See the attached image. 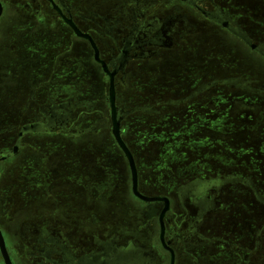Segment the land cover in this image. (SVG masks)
<instances>
[{
	"label": "flooded vegetation",
	"instance_id": "flooded-vegetation-1",
	"mask_svg": "<svg viewBox=\"0 0 264 264\" xmlns=\"http://www.w3.org/2000/svg\"><path fill=\"white\" fill-rule=\"evenodd\" d=\"M206 1L0 0V264H217L202 256V248L208 247L207 241L223 240L200 233L198 223L216 202L212 187L219 191L232 177L178 184L183 169L155 164L152 171L162 184L179 186L171 193L145 192L140 173L147 167L137 161L123 122L136 110L166 119L167 112L159 106L169 105L168 111L185 97L156 99L154 109H149L147 104L122 105L118 92V77L125 81L129 71L140 67L132 63L160 60L185 30L196 29L184 4L264 57V41L255 43L215 0L209 3L212 10L206 9ZM41 38L44 43L58 39L59 44L52 51L47 44L42 46ZM95 46L116 72L117 112L123 138L136 160L139 191L169 199L164 232L161 215L166 201H145L134 193L129 160L113 134L109 77L96 59ZM72 61L81 70L97 67L103 73L108 81L103 98L108 113L94 106L96 100L81 99L84 80L74 78ZM160 68L155 64L156 70ZM224 82L264 92L255 81ZM213 84H201L190 96ZM105 137L128 164L114 169L110 164H85L88 150ZM124 165L129 172V178L124 177L127 191L114 177L115 172L121 176ZM190 193L201 201L194 202L196 209L185 204ZM127 194L137 204L132 211L105 210L107 205L120 206ZM260 200L264 204V198ZM258 236L262 249L264 236L261 232ZM236 257L227 264L250 263L242 248ZM258 260L256 264L264 261V255Z\"/></svg>",
	"mask_w": 264,
	"mask_h": 264
},
{
	"label": "rangeland",
	"instance_id": "rangeland-1",
	"mask_svg": "<svg viewBox=\"0 0 264 264\" xmlns=\"http://www.w3.org/2000/svg\"><path fill=\"white\" fill-rule=\"evenodd\" d=\"M215 1L238 21L255 43L264 41V0ZM209 3L207 0L205 7L212 10ZM184 13L190 17L189 23H197L196 29L192 26L183 31L184 36L175 39L174 46L164 51L160 60L132 63L140 67L129 71L125 81L118 77V92L122 105L147 104L149 109H154L156 99L165 102L185 97V101L178 107H169L168 111L169 105L159 106L163 113L167 112L166 119L134 111L123 122L125 138L137 161L147 167L140 173V184L148 194L171 193L178 184L199 178L232 177L219 191L212 187L216 202L198 223L200 233L220 236L223 240L207 241L208 247L202 248V256L212 263L227 264L237 260L236 251L242 248L250 258L249 264H256L264 255V241L261 249L257 239L260 232L264 236V204L260 200L264 198V92L223 83L233 78L241 85L255 81L260 83L255 86L264 88V57L187 4H184ZM49 41L44 43L41 38L42 46L46 48L47 44L53 51L59 40ZM75 60L81 61V58ZM70 64L74 65L71 67L74 78L84 80V98L81 99L96 100L94 106L108 113L109 106L103 101L108 81L103 73L97 67L81 70L76 67L77 62ZM155 64H160L161 68L156 70ZM212 82L216 83L212 88L202 90L193 98L190 96L201 84ZM74 86L79 89L78 85ZM84 160L85 164H110L112 169L113 166L119 168L118 164H128L108 137L102 139L98 147L89 149ZM155 164H173L183 169L178 184H162L157 179L158 174L152 171ZM127 167H121V176L116 172L114 175L124 191L128 188ZM192 194L185 204L196 209L194 202L201 201ZM213 197L209 195L208 199ZM134 205L137 204L127 194L120 206L107 205L105 210L122 214L132 211ZM231 258L233 260L229 261Z\"/></svg>",
	"mask_w": 264,
	"mask_h": 264
},
{
	"label": "water",
	"instance_id": "water-1",
	"mask_svg": "<svg viewBox=\"0 0 264 264\" xmlns=\"http://www.w3.org/2000/svg\"><path fill=\"white\" fill-rule=\"evenodd\" d=\"M2 14V10L0 9V16ZM77 33H81L78 29H76ZM255 45L253 46V48ZM96 49V59L103 65V69L105 73L109 77V83H110V88H109V97H110V102H111V114H112V124H113V134L118 142V144L121 146L122 150L125 152L131 169L133 173V190L134 193L141 199L145 201H157V200H164L166 201V207L163 210V213L161 215V226L162 230L164 232L165 230V223H164V215L167 212L169 208V199L167 197L163 196H147L139 191V180H138V171H137V166H136V160L134 157V154L132 150L129 148L127 143L125 142L123 135H122V127H121V118L118 117V112H117V105H116V72L111 71L107 62L102 59L99 55V51L97 47L95 46ZM162 238H164L162 234Z\"/></svg>",
	"mask_w": 264,
	"mask_h": 264
}]
</instances>
